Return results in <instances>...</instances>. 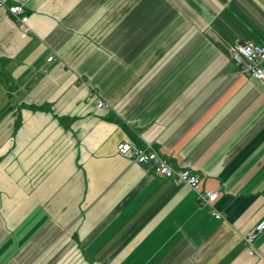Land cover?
I'll return each instance as SVG.
<instances>
[{"label":"crops","instance_id":"0c3cea01","mask_svg":"<svg viewBox=\"0 0 264 264\" xmlns=\"http://www.w3.org/2000/svg\"><path fill=\"white\" fill-rule=\"evenodd\" d=\"M2 1L0 264H264V86L231 53L264 46V0Z\"/></svg>","mask_w":264,"mask_h":264},{"label":"built area","instance_id":"2783aa9c","mask_svg":"<svg viewBox=\"0 0 264 264\" xmlns=\"http://www.w3.org/2000/svg\"><path fill=\"white\" fill-rule=\"evenodd\" d=\"M0 7H6L4 1L0 0ZM9 12L14 15L23 27L22 37L27 38L31 29L27 26L28 17H23L24 8L22 5L7 7ZM27 26V27H26ZM232 59L240 67L241 72L251 77L264 86V46L255 43H236L232 47ZM54 57L48 59L53 61ZM97 100L99 109H106L109 105L100 98L97 93L92 92L88 96V101ZM117 151L122 156H129L139 164L152 163L156 174L167 178H173L178 184L189 186L197 195L199 202L204 206H211L218 198V193L203 192L201 190V179L189 169L177 170L167 160L161 158L158 153L150 146L140 147L132 142H122L118 145ZM216 219H222L223 216L216 210L213 211ZM264 233V219L259 221L256 226L244 237L245 245L248 248L249 255L258 254L255 242L257 238Z\"/></svg>","mask_w":264,"mask_h":264}]
</instances>
